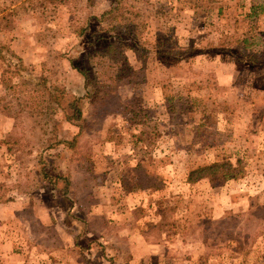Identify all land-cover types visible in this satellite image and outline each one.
I'll return each instance as SVG.
<instances>
[{
    "label": "rangeland",
    "instance_id": "374dc122",
    "mask_svg": "<svg viewBox=\"0 0 264 264\" xmlns=\"http://www.w3.org/2000/svg\"><path fill=\"white\" fill-rule=\"evenodd\" d=\"M0 43L22 60L0 56V245L18 262L74 240L86 264H264V0H0ZM83 63L102 98L71 149ZM20 75L65 89L55 114L21 111Z\"/></svg>",
    "mask_w": 264,
    "mask_h": 264
},
{
    "label": "trees",
    "instance_id": "16d2710c",
    "mask_svg": "<svg viewBox=\"0 0 264 264\" xmlns=\"http://www.w3.org/2000/svg\"><path fill=\"white\" fill-rule=\"evenodd\" d=\"M254 7L255 5H252L250 14L254 13ZM114 7L111 8L112 10H115ZM108 11H104L102 14H108ZM83 31V30H82ZM83 33V32H81ZM85 39L83 40V43L89 44V46L94 45V47H90L89 54H93V57L97 56V58H102V56H107L109 58L110 52H112L115 48V44L117 41L114 39H109V36H106L105 34L99 32L94 33L91 32L88 35H85ZM121 43V42H120ZM5 49V50H3ZM2 52H8L11 56H14L17 58V60L22 64V60L20 57L15 55V53L6 45L0 43V56L5 57ZM124 59L126 57L124 56ZM127 60V59H126ZM262 61V57L255 56L254 62L257 64H260ZM23 66V65H22ZM74 68L80 73L81 76L84 77L86 86H85V92L82 95L78 96H69L67 101V107L71 110V113L66 114V119L75 124L79 127V131L71 138V139H58L57 144H62L68 148L73 149L78 140V136L80 134V129H82L83 124V104L86 103H95L97 100H100L102 96L100 95L101 87L95 85L96 83H93L90 81L91 77V68L88 67L87 63L83 64H76L74 65ZM28 84H31L30 80L28 81L26 78H24L22 75L19 77V82L14 84L7 85L8 89H19L22 90V88L27 87ZM107 85L106 83H104ZM32 86L30 87L28 93H29V104L23 105L22 110L27 109L30 114L32 111L41 112L44 111L45 114H55L57 111L59 105V98L58 96L65 95V89L53 87L50 89L46 82L44 80H38L35 81ZM107 87V86H106ZM37 91H40L41 93H37ZM66 96V95H65ZM38 97V98H37ZM58 100V101H57ZM26 102V101H25ZM52 102H57V105H53ZM18 105L20 103L18 102ZM22 107V106H20ZM218 169L217 164L215 162L198 166L195 169L191 170L188 175V181H195L203 176H206L207 174L213 173ZM123 180V187L126 190H130L128 187L129 180H127L125 177H122ZM66 192V191H64Z\"/></svg>",
    "mask_w": 264,
    "mask_h": 264
},
{
    "label": "crops",
    "instance_id": "0c3cea01",
    "mask_svg": "<svg viewBox=\"0 0 264 264\" xmlns=\"http://www.w3.org/2000/svg\"><path fill=\"white\" fill-rule=\"evenodd\" d=\"M79 206L80 205L75 202L73 204L71 212L77 214V210L80 209ZM45 210H47L49 212H54V211L58 212L61 210V212H62L61 214L66 212V210L58 204L48 205V207H46ZM68 222H69L68 219L63 220V223H65V224H67ZM61 227H63L62 230L65 233V235H67V236L72 235V230L65 228L64 225ZM94 245L95 244H92V243L90 245H87V247L85 248V255L90 257L92 251L96 252V247ZM9 248H10L9 251H6V250H8V247L6 246V244L0 245V250H1L0 251V264H86L84 261L74 258V253H73L72 249L77 248V249H74L75 251L76 250L79 251L78 249H81L77 246V244L75 243L74 240L69 244L64 243L63 245H60L59 248H57L58 250L56 248H54V249H56L55 251H51L50 249L46 250L48 252L37 249L36 244H34V243L28 244L27 249L31 250V255L29 257L32 258V261L26 260V258H23L21 263L17 261L18 256H20L18 253L19 252L18 245H12L11 244ZM14 248H17V249H14ZM115 248L118 249V246L116 245ZM119 251H121V249H119ZM131 252L132 251H130L129 253L132 255V257H129V258L135 259V254H133ZM54 255H56V257H54V258L51 257ZM33 256L35 258H33ZM16 257H17V259H16ZM42 258H47V259H42ZM94 259H95V257H94ZM38 260H40L39 261L40 263L38 262ZM88 260H89V263L92 264L91 258H88ZM100 262H101L100 264H108L106 258H102L100 260ZM119 262L122 263L121 261H119ZM135 262H136V259H135Z\"/></svg>",
    "mask_w": 264,
    "mask_h": 264
}]
</instances>
